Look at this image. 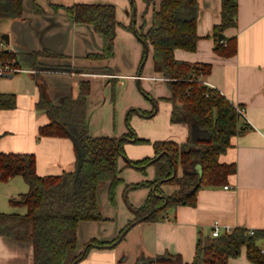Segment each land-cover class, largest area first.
<instances>
[{"label": "crops", "instance_id": "1", "mask_svg": "<svg viewBox=\"0 0 264 264\" xmlns=\"http://www.w3.org/2000/svg\"><path fill=\"white\" fill-rule=\"evenodd\" d=\"M199 1L197 33L200 40L197 50H176L175 58L192 64L211 65L212 71L204 79L205 84L245 110L246 118L240 120V125L248 124L249 130L234 136L230 148L220 157L222 164H234L237 169L226 185L230 189L226 190L225 186L201 189L195 207H178L170 212L167 220L141 222L114 247L95 245L78 264H139L146 259L165 255H179L185 262L191 263L199 238L211 236L215 224H219L223 230L242 228L264 232V0H238L237 26L224 32L226 38L236 40L237 53L233 57L219 56L214 50V32L215 27L221 23L222 0ZM142 2L139 19L132 6L126 7L127 22L131 26L136 25L138 29L143 24L144 16L148 24L152 19L151 12L145 15L146 5L143 0ZM129 3L133 5L134 0H25L22 19L0 21L1 35L8 34L10 37V43L7 44L9 50L19 54L47 50L56 57H41L39 61L42 65L71 69L70 72H40L39 76L32 70H20L12 78L0 79V93L13 94L16 98L15 108L0 109L1 153L34 156L37 173L41 177L76 171L77 152L70 139L39 136L40 128L49 123V118L45 111L37 107L41 98L38 79L42 90L55 105H59L63 98L77 99L80 82L90 81L88 119L91 134L95 137L119 138L128 134L127 131L119 132L97 116V112L106 106L109 112L105 113H111L112 116L116 101L128 86L137 84L141 90L143 87L146 97L149 95L154 100L170 97L165 81L154 71L149 45V56L144 61L143 68L141 67L146 48L137 40L135 32L132 31L134 36H126V50H122L118 35L114 57L94 60L89 57L102 53V36L91 25L74 23L65 11L77 4L122 8ZM144 69H147L146 74ZM146 107L141 104L132 107L131 111L141 118L158 116V108L150 116L155 110V104L152 108ZM123 108L126 110L128 107ZM172 108V104L166 101V113L162 117L163 131L154 135L153 140L187 144L191 141V130L187 125L171 123ZM193 136L198 139L206 135L198 132ZM129 140L128 143L134 144L133 139ZM154 154L152 148L146 157L136 153L129 154V158L130 161L138 162L153 158ZM125 165V161L121 159L120 166L124 168ZM152 169L153 176H149L148 181L155 179L156 170L154 167ZM125 170L122 169V179ZM181 173L179 168L178 174ZM3 184L12 185L11 200L14 199L12 194L19 197L29 191V186L22 177L0 183ZM103 187L105 188L99 194V204L105 220L85 221L79 225L81 252L93 241L103 244L112 242L134 218L131 212L121 206L120 200L119 206L124 214L122 218L116 216L113 206H110L112 212L105 210L106 205L102 206L101 195L108 192L109 185ZM176 189L170 184L162 186L166 197ZM149 194L150 189H145L142 195L133 194L132 206L142 207ZM3 212L7 210L0 205V213ZM258 245L264 250V237L259 240ZM0 264H34L33 245L1 236ZM231 264H250L245 248L240 257L231 260Z\"/></svg>", "mask_w": 264, "mask_h": 264}, {"label": "trees", "instance_id": "2", "mask_svg": "<svg viewBox=\"0 0 264 264\" xmlns=\"http://www.w3.org/2000/svg\"><path fill=\"white\" fill-rule=\"evenodd\" d=\"M25 0H0V21L20 20L24 15ZM145 15L152 13L150 23L145 19L138 29L131 26L137 38L150 46L155 73L163 79L170 91L164 99L172 104L171 123L184 124L191 130V141L179 145L173 141L154 142V157L133 162L126 159L124 144L133 139L140 140L133 131L122 137L92 136L88 119V97L90 81L79 84V96L63 98L59 105L53 104L41 89L38 108L45 111L49 123L39 130V136L68 138L79 145L84 154V163L79 177L76 172L59 176L41 177L37 173L36 158L31 155L6 154L0 152V183L22 177L29 191L11 200L13 205L26 208L25 214L0 213V237L30 243L34 247V264H74L84 260L95 246L114 247L127 233L141 222H159L169 219L170 212L181 206L195 207L201 189L223 187L236 174L234 164H222L224 155L231 146V139L249 130L248 124L240 125L242 119L237 106L218 90L205 84L211 73V65L192 64L175 58L176 50L195 52L200 37L197 24L200 13L199 0H143ZM76 24H87L102 36L103 50L100 55L90 56L94 60H107L115 55L117 38L116 8L113 5L77 4L65 10ZM238 0H222L221 23L215 27V53L222 57H233L237 53L235 39L218 41L219 34L237 26ZM41 57H56L43 50L30 54H19L11 50L0 53V61L12 59L17 68L40 72H70L68 67L42 65ZM142 60L141 67L143 68ZM141 68V70H142ZM39 78V77H38ZM147 95V93H146ZM155 105L158 101L147 96ZM16 107L13 94L0 93V109ZM240 107V106H239ZM131 113H128L129 120ZM206 136L194 138V133ZM76 147V146H75ZM160 158L155 161L158 157ZM126 159V167L146 170L156 168L153 181L128 186L127 191L146 187L150 194L140 208L131 205L133 214L124 230L110 243L91 242L86 254L80 251L78 228L85 221H104L99 204V194L108 184L110 202L115 204V192L122 183L120 160ZM155 161V162H153ZM181 168L182 173L178 174ZM175 170L177 173L175 174ZM177 187L166 197L162 186ZM126 195V193H125ZM264 232L242 228L224 232L221 236L199 238L193 262H185L179 255H165L146 259L144 264H231L246 249L250 264H264V254L258 245ZM78 262V263H79Z\"/></svg>", "mask_w": 264, "mask_h": 264}, {"label": "rangeland", "instance_id": "3", "mask_svg": "<svg viewBox=\"0 0 264 264\" xmlns=\"http://www.w3.org/2000/svg\"><path fill=\"white\" fill-rule=\"evenodd\" d=\"M131 6L133 9H135L137 11L136 15H137V19H139V16H140V13L142 10V6H143L142 0H134L133 5H131V3H129V5H125L122 8H116L117 12H118L117 13V19H118L117 21L119 23V25L117 26V36L120 35L119 38H120V42L122 43V50H126V43H125L126 36L128 34L133 35V33H134V30L130 29L131 28L130 22L129 21L127 22L128 15L126 12V7L131 8ZM122 19H124V21H122ZM132 31H133V33H132ZM121 32L124 33V36H122V37H121V35H122ZM0 34H2L1 30H0ZM137 40L142 44V42L138 38H137ZM143 47H144V45H143ZM4 61H5V63H13L14 60L12 58V59L4 60ZM149 63H150V61H149ZM146 73H147V69H144V74H146ZM145 94H146V92L143 90V87L141 90L137 84H135L131 87L128 86L125 89V91L123 92L121 98H119V100L116 101V103L114 105L115 106L114 107V114L112 113V116H111V113H109V114L105 113L108 111L107 110L108 106L104 107V109L102 111L97 112V116L99 118H101V121H104V123L108 122L109 126H114L115 129L118 130L119 132L127 131L129 133V131H133L135 133V136L140 140L139 142L134 143V144H130L128 142H126L124 144V151H125L126 159H128L129 161H130L129 154L140 153L143 157H146L147 152L153 148L154 135L160 134L163 131L162 117L166 113V112H164L165 106H166V101L162 98H159L157 100L158 101L157 108L160 110L157 117H155V118H141L137 114L132 112L129 120H127L128 113L131 112L132 107L140 106L141 104L145 105V107L148 106L150 108H152V106H154V104L151 102L150 99H148L146 97ZM162 104H164V106ZM123 106H127L128 108L125 110L123 108ZM110 116H111V119L109 121L108 118ZM126 159L122 158V160H124L125 163L127 162ZM153 167L154 166H150L146 170H140V169H134L131 167H126V165H125L124 168L126 170L123 173V181L121 184H119V186L117 187L116 192H115V204L113 205L110 202V199L108 200V192L107 191H105L101 195L102 206L104 207L106 205L105 210L109 209L112 212L113 209H111L112 207H110V206H113L115 208L114 212H115L116 216H119L122 218V215H124V214H123V209L119 206V200H120L122 203L121 206H124L125 210L131 212L129 209V206H128V205L132 206V203H133V198L131 196L133 194H135V195L137 194V196L142 195L143 192H145V189H148V188L141 187V188L130 190V191H127V188H128V186L131 187L133 185H137V184H140L142 182L148 181L147 178L149 176L150 177L153 176V175H151V172H153L152 171ZM155 170H156V168H155ZM149 173H150V175H149ZM11 186H12L11 184L0 185V205L2 207L4 206L7 210V212H3V213H19V212H21V213L25 214L26 208L19 206V205H13L11 203V199H10V193H11L10 188H11ZM104 188L105 187H103V189ZM125 193H126V195H125ZM12 196L14 197V199L18 198V196L15 194H12Z\"/></svg>", "mask_w": 264, "mask_h": 264}, {"label": "built area", "instance_id": "4", "mask_svg": "<svg viewBox=\"0 0 264 264\" xmlns=\"http://www.w3.org/2000/svg\"><path fill=\"white\" fill-rule=\"evenodd\" d=\"M9 50L7 48L6 41L2 38V35L0 34V53L3 51ZM21 69L17 68L15 65V61L13 63H5L4 60L0 61V79L6 78L10 75H14L18 73ZM238 113L240 114L241 118L245 120V110L239 106H237ZM247 121V120H246ZM225 189H230L229 186H225ZM232 230L229 228H226L225 230L222 229V227L219 224H215L212 228L211 236L214 238H217L221 236L222 233L227 232L230 233ZM254 231H250V234H253ZM262 254H264V250L261 251ZM158 264V263H157Z\"/></svg>", "mask_w": 264, "mask_h": 264}, {"label": "water", "instance_id": "5", "mask_svg": "<svg viewBox=\"0 0 264 264\" xmlns=\"http://www.w3.org/2000/svg\"><path fill=\"white\" fill-rule=\"evenodd\" d=\"M2 38L6 41L7 44L10 43V37L8 34H3ZM225 38H226V36L224 34H219L218 41L221 43ZM143 44L145 45V48H146V53H145V60H146L149 56V46L145 43H143ZM12 77H13L12 75L8 76V78H12ZM139 78H141V77L139 76ZM75 146H76L75 148H76V152H77V167H76L75 172H76L77 177H79L80 172H81L82 167H83V163H84V154H83L82 148L79 145H75ZM159 158H160V156L155 161H157ZM155 161H153V162H155ZM176 173H177V171L175 170V174ZM87 249H88V247L85 249L84 254H86ZM79 261L80 260L74 262V264H78ZM139 264H144V262H140Z\"/></svg>", "mask_w": 264, "mask_h": 264}]
</instances>
